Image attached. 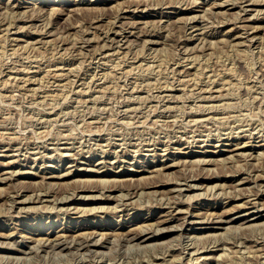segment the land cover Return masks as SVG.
<instances>
[{
    "label": "rangeland",
    "instance_id": "374dc122",
    "mask_svg": "<svg viewBox=\"0 0 264 264\" xmlns=\"http://www.w3.org/2000/svg\"><path fill=\"white\" fill-rule=\"evenodd\" d=\"M0 1L2 2H0V21L3 20V23H0V177L1 179L3 178L0 180V233H8L9 231H16L17 229L16 232H12L14 234L11 233L9 238L0 236V242L3 239V242L0 243V263L52 264L54 260L57 259V262L55 261L54 264H65L64 262L69 264L71 262L70 258L73 257L72 264H79L82 259L85 262H89L91 260L89 258H92L94 264H99L102 260L101 264H111V261H113L112 264H114L116 262L119 263L121 260L124 261L123 264H264V219H262L263 222L260 221L262 222V226L258 221L257 225L248 228L240 226V228H237L238 232H235V230L226 231L224 228H220L226 225L219 224V219H216L220 216H224L225 218L235 216V225H241L243 224V217L245 215L249 217H252V215L258 217V215L264 212V0H251L253 3L250 2V0H234L235 2H232V0H190L189 2V0H187L188 3L185 0H181L182 2L178 0V3L176 0H147V3L146 0H141V2H145V8L143 7L144 5H141L138 9L134 8V5L128 7V9L125 8V5H128L129 2H135V0ZM7 1L10 2L8 3ZM115 1L120 4L122 3L121 6L117 7L120 4H117ZM219 1L221 2V7L218 4ZM10 3H13V5ZM15 4L16 6H14ZM36 4L37 6L40 5V7H37ZM31 7L39 9H35V11L34 8ZM131 7H133L134 11L130 9ZM57 8L59 13L55 14L54 11ZM242 9L245 10L243 11ZM14 10L15 12H13ZM81 10L83 11L81 12ZM116 10H118V12ZM62 11L64 12L62 13ZM43 12L47 14L45 13L44 15ZM24 14H26V16ZM86 14L87 16L85 17ZM195 14L199 15H196L197 18L194 17V19L192 16ZM236 15L239 17H236ZM247 16L249 20H246ZM9 17L10 19H8ZM114 17L115 19H113ZM78 18H80V20ZM234 18H236L237 21H235ZM231 19H233L232 22H230ZM147 20L148 23L146 22ZM177 21H179V23H177ZM245 21L248 23H245ZM6 22L11 24L9 25ZM241 22L246 25L240 24ZM31 23L33 25H31ZM35 23H37V25ZM130 23H132V26ZM111 24L112 27H110ZM145 24L148 27L145 26ZM162 24L165 26H161ZM239 24L242 25V27H240ZM37 27L39 28L36 31ZM98 28L100 30H98ZM106 28L108 29L106 30ZM165 28L167 29L165 30ZM39 29H41L40 31L42 32H40ZM59 29H61V31ZM83 29L86 30V33ZM113 31H117L118 34H113ZM145 31L150 32V34H143ZM153 32L156 33L154 34ZM60 35L61 37L59 38ZM107 35L108 37H105ZM99 36L101 38H99ZM54 38H56V40ZM112 38L114 39L112 40ZM153 38L154 40H151ZM160 38L164 39L161 40ZM173 39L176 41V44ZM133 40L135 42H133ZM142 40L146 42L143 43ZM148 40L149 42H147ZM117 43H119L118 46ZM104 44L108 46H104ZM185 45L186 47H184ZM192 46L194 47L192 48ZM175 60L178 61L175 62ZM75 67L77 69L80 67V70H74ZM150 70H153V72ZM163 71H165V73ZM58 72L60 75L57 74ZM69 82H71V84ZM167 85L169 87H166ZM159 86L161 87L159 88ZM65 95L67 100H64ZM15 145L18 146L16 147ZM232 151L235 154H232ZM227 153L229 158L226 157ZM230 153L232 154L231 156ZM121 158L124 159L122 160ZM214 159L217 160V162ZM208 160L209 164L207 163ZM243 160H246L245 163ZM106 161L107 163H105ZM183 161L185 163H183ZM171 162H175V165L164 168L167 163V165H169ZM247 163L249 165H246ZM251 165H253V167ZM223 166L225 168H223ZM239 166L243 167L240 168ZM183 167L186 168L184 169ZM250 167L252 168L250 169ZM209 169L211 171H209ZM226 171L231 174L224 175ZM255 171L258 173L254 174ZM165 172H167L166 175ZM60 173L62 176H60ZM259 173L262 178L258 176ZM215 175L220 177H213ZM144 176H146V178ZM207 176H211L212 178L205 180ZM245 176L248 177L246 179L249 181L241 180L242 182L237 184V179L240 180V178ZM164 177H167L166 179L169 180L167 181ZM183 177H186L189 180L188 182H195L197 184L194 185L195 187L193 186L194 189L185 187V182L181 179ZM110 178H114L115 180H111ZM132 178L136 179L132 180ZM142 178L145 181L149 179L153 180L154 178H163L162 180L168 182L167 187H160L159 190L154 193L152 192L155 190L153 187L142 188L137 191L136 194L138 196L135 195V198H132L133 200L131 199L133 195H125V197H122L123 199L121 202L119 201V204V199L117 198L121 197L120 195L128 191L130 192L132 189L137 190L141 188V185L145 183ZM116 179L118 181H116ZM91 180L92 182H90ZM99 180H102V182ZM68 181L70 183H68ZM75 181L78 182L76 183ZM172 181H180L181 184L179 186H181L182 189L176 187L171 191L169 188L174 186V182ZM256 181H258L260 185ZM201 183L205 184L207 188ZM91 184H98L101 187L105 185V194L109 192L106 191V186H109L108 184H114L117 186V189L120 190L112 192L111 194L115 197L107 198V200H103L101 196H96L95 198L84 197L80 198V200L79 196H73L67 197L65 200L63 199L65 204L59 202L55 204L50 201L53 199L52 196H54V193L56 195L60 194V196H62V194L63 196H67L68 194V196H70L72 194L71 190L73 191L76 186ZM232 184L234 186L230 187ZM240 186H243V190ZM211 187H215V190ZM149 188L152 190H149ZM252 189L253 192L255 193L256 191L258 195H252L253 197L251 196V198L249 197L250 201H252L246 203L245 207L237 206L242 200L241 197L244 195H239L240 198H237L238 200L229 202V195L235 193L239 194L245 191L248 192L245 194H253ZM14 191L19 192V195L15 197L17 198L16 200H20L26 194H30V192L33 194H35V192H44L43 194H39L45 199L41 198L42 201L40 202H17L15 203L16 205L12 206L7 196L9 194L14 195ZM195 191L196 193L200 191V194H197V196L193 195ZM215 191L218 192L216 193ZM140 194L142 195L140 196ZM20 195L23 196L21 197ZM143 195L145 197H143ZM190 195H192V197ZM189 196L190 198H188ZM116 199L117 201L114 202ZM178 199L179 202H177ZM183 199L188 200L184 201ZM129 200L131 202H129ZM168 200L177 202L184 208V212L178 214L181 219L174 220V224L177 223L176 221L178 220V222L182 221L183 216L186 215L185 211H191L193 214L195 211V213L198 212L199 215L201 212H214L210 217H206V219L204 217L206 215L197 217L193 214H187L183 224V227H185L180 230L183 233L182 235H184L181 237V240L177 239L179 230L158 231V233H166L167 235L170 234L171 236H175V240L166 244V247L168 246L169 249L166 247H163L159 251L158 249L154 251V249L148 250L143 247L140 249L141 247L138 248L133 242L124 238L128 236V234L135 232V229L128 231L135 225H123L128 221H132L133 218L135 219L138 217L136 220L138 222H141V219L151 218L149 221L153 219L152 222H154L156 219H159V217H166L164 214L167 212L168 208L165 209L166 205L164 204ZM45 202L47 203L45 204ZM66 202L71 203L68 205ZM123 202L126 204L123 205ZM252 202H254L253 205ZM52 203L55 204V207ZM234 203L237 204L235 205ZM97 204L98 206L96 207ZM99 204L102 207L99 206ZM121 204L123 205L122 207H120ZM129 204H131V206ZM254 204L257 207L259 206V208L255 209ZM9 205L11 207H9ZM75 205L77 206L75 207ZM127 205L129 206L127 207ZM24 206L27 208H20ZM95 207L97 210H95ZM207 207L208 210H206ZM62 208H65V210ZM71 208H75L76 210H70ZM244 210H247V214H242ZM84 211L85 213L87 211V213L84 214ZM173 211L175 210H172V213L176 214V211ZM202 217L204 219H201ZM209 219H211L210 222ZM171 223H173V220L168 221L166 224ZM96 224L100 225L101 228ZM82 226H87L91 228V230L96 229L97 232L92 235H94V239H98L99 242L105 239V236L101 239L100 233L107 232V242H105L104 245L101 244V246L96 245L92 247V253L90 250L88 252L84 251V253L83 251L74 249V240L70 241L71 244H69L71 246L70 250L73 249V251L55 248L50 245L48 246L47 243H49V240L44 241L40 239L44 242L43 245H40L38 242L40 240H37L38 238H42L43 235L46 237L48 234L53 235L54 232H61L58 230L64 227L71 229V231L69 230L70 233H77L76 231L82 230L80 229ZM117 230L118 232H116ZM69 231H67L66 234H70ZM88 231L90 230L88 229ZM186 231H190L194 235L197 233L196 236L198 235L200 238L196 240L195 238H192L194 240H185L188 238V232ZM146 232L143 233L145 234ZM203 232H206L205 235L207 234L208 236L213 232L216 234L218 233L217 236H219V233H222L221 236L224 240L220 238L221 240L219 239V241H217L219 246L216 247V244H218L216 241L212 242L211 245V242L206 243L205 240L202 239L201 235H204ZM24 234L27 236L23 237ZM99 234L100 236H98ZM207 235L205 236L206 238H208ZM247 235L250 238H247ZM28 236L30 237L27 238ZM229 238L231 240H229ZM6 239H9L7 240L8 242ZM68 239L70 240V237ZM165 239H167V237ZM110 241L112 242L109 243ZM165 241L167 240H164V242ZM176 241H178V244ZM99 242L97 244H99ZM26 244H33L34 247L29 245V247L33 249L28 248ZM202 244L204 246H209L208 248L199 250L198 248ZM210 246L211 248H209ZM250 246L252 248H250ZM255 246L259 248H255ZM3 247H10L13 251L12 249L5 250ZM46 248L48 249L46 250ZM14 249H21V251L19 252ZM124 249H126L125 252ZM166 249L169 253L166 252ZM49 250L51 253L53 252L54 256L48 252ZM65 251H67L68 254ZM164 251L166 252V256ZM64 252L65 255H62ZM127 252H131L133 255ZM151 252L156 253H153V255ZM162 252L163 255H161ZM108 253L111 254L107 256ZM85 254L87 258H84V256H86ZM9 255L12 260L14 258L13 261L9 259ZM156 255H158V258ZM210 255L214 256V260L213 258L211 259ZM18 256H22L23 258L21 259V257L19 258ZM28 257L32 260H28ZM68 259L69 262H67ZM22 260L23 262H20ZM204 260L207 262L204 263ZM215 261L217 262L215 263Z\"/></svg>",
    "mask_w": 264,
    "mask_h": 264
},
{
    "label": "bare ground",
    "instance_id": "6f19581e",
    "mask_svg": "<svg viewBox=\"0 0 264 264\" xmlns=\"http://www.w3.org/2000/svg\"><path fill=\"white\" fill-rule=\"evenodd\" d=\"M76 1H77V0H76ZM76 1H75V2H76ZM119 1H120V0H119ZM122 1H125V0H122ZM129 1H130V0H129ZM150 1H152V0H150ZM180 1H181V0H180ZM185 1L187 2V0H185ZM194 1H195V0H194ZM204 1H205V0H204ZM212 1H213V0H212ZM216 1H217V0H216ZM223 1H226V0H223ZM228 1H229V0H228ZM233 1H234V0H232V2H233ZM239 1H242V0H239ZM256 1H258V0H256ZM259 1H260V0H259ZM0 2H1V1H0ZM7 2H8V1H7ZM9 2H10V1H9ZM9 2H8V3H9ZM28 2H29V1H28ZM81 2H82V1H81ZM88 2H89V1H88ZM115 2H116V1H115ZM170 2H171V1H170ZM174 2H175V1H174ZM176 2L178 3L179 1L176 0ZM181 2H182V1H181ZM181 2H180V3H181ZM189 2H190V0H189ZM201 2H203V1H201ZM230 2H231V1H230ZM234 2H235V1H234ZM236 2H237V1H236ZM250 2L253 3V1H251V0H250ZM263 2H264V1H263ZM1 3H2V2H1ZM116 3H117V2H116ZM118 3H119V2H118ZM118 3H117V4H118ZM144 3H145V2H144ZM144 3L141 2V0H140V1H139V0H138V1L135 0V2H129L128 5H125V4H126V3H125L124 5H125V8H127V9H128V7L133 6V5H134V8H137V9H138V7H140L141 5H144ZM146 3H147V0H146ZM151 3H152V2H151ZM151 3H150V4H151ZM154 3H155V1H154ZM183 3H184V2H183ZM187 3H188V2H187ZM195 3H196V2H195ZM211 3H212V2H211ZM259 3H261V2H259ZM10 4H11V3H10ZM119 4H120V3H119ZM121 4H122V3H121ZM121 4L118 5L117 7H120ZM158 4H159V3H158ZM160 4H161V2H160ZM215 4H216V3H215ZM215 4H214V5H215ZM218 4H219V6H220L221 2L219 1ZM254 4H255V3H254ZM1 5H2V4H1ZM11 5H13V3H12ZM19 5H20V4H19ZM28 5H30V4H28ZM75 5H76V4H75ZM82 5H83V4H82ZM82 5H81V6H82ZM186 5H187V4H186ZM211 5H212V4H211ZM232 5H234V4H232ZM238 5H239V4H238ZM240 5H241V4H240ZM7 6H8V5H7ZM14 6H16V4H15ZM22 6H23V5H22ZM25 6H26V5H25ZM36 6H37V4H36ZM43 6H44V5H43ZM62 6H63V5H62ZM72 6H73V5H72ZM76 6H77V5H76ZM86 6H88V5H86ZM148 6H149V5H148ZM37 7H40V5L37 6ZM68 7H69V6H68ZM82 7H83V6H82ZM89 7H90V6H89ZM91 7H93V6H91ZM143 7L145 8V5H144ZM149 7H150V6H149ZM149 7H148V8H149ZM179 7H180V6H179ZM186 7H187V6H186ZM220 7H221V6H220ZM241 7H242V6H241ZM5 8H6V7H5ZM5 8H4V9H5ZM7 8H8V7H7ZM25 8H26V7H25ZM27 8H28V7H27ZM29 8H30V7H29ZM31 8H34V7H31ZM58 8H59V7H58ZM58 8L54 11L55 14H56V13H59V12H58ZM62 8H64V7H62ZM65 8H66V7H65ZM71 8H72V7H71ZM71 8H70V9H71ZM77 8H78V7H77ZM121 8H122V7H121ZM35 9L38 10L39 8H38V9H37V8H34V10H35ZM40 9H41V8H40ZM52 9H53V8H52ZM60 9H61V7H60ZM66 9H67V8H66ZM73 9H74V8H73ZM79 9H80V7H79ZM81 9H82V8H81ZM84 9H85V6H84ZM116 9H118V8H116ZM130 9H132V11H134L133 7H131ZM189 9H190V8H189ZM10 10H12V9H10ZM25 10H26V9H25ZM36 10H35V11H36ZM42 10H43V9H42ZM68 10H69V9H68ZM74 10H75V9H74ZM93 10H94V9H93ZM118 10H119V9H118ZM118 10H116V11L118 12ZM143 10H145V9H143ZM143 10H142V11H143ZM146 10H147V9H146ZM225 10H226V9H225ZM242 10H243V9H242ZM244 10H245V9H244ZM244 10H243V11H244ZM16 11H17V10H16ZM28 11H29V9H28ZM31 11H32V10H31ZM59 11H60V10H59ZM82 11H83V10H81V12H82ZM84 11H85V10H84ZM91 11H92V10H91ZM91 11H90V12H91ZM119 11H121V10H119ZM139 11H140V10H139ZM139 11H138V12H139ZM190 11H191V10H190ZM254 11H255V10H254ZM259 11H260V10H259ZM8 12H9V11H8ZM13 12H15V10H14ZM17 12H18V11H17ZM25 12H26V11H25ZM40 12H41V11H40ZM48 12H49V11H48ZM63 12H64V11H62V13H63ZM79 12H80V10H79ZM99 12H100V11H99ZM209 12H210V11H209ZM221 12H222V11H221ZM235 12H237V11H235ZM263 12H264V11H263ZM6 13H7V12H6ZM20 13H21V12H20ZM20 13H19V14H20ZM43 13H44V12H43ZM45 13H46V12H45ZM45 13H44V15H45ZM60 13H61V12H60ZM75 13H76V11H75ZM88 13H89V10H88ZM88 13H87V14H88ZM136 13H137V12H136ZM205 13H206V12H205ZM207 13H208V12H207ZM210 13H211V12H210ZM219 13H220V11H219ZM222 13H223V12H222ZM4 14H5V13H4ZM12 14H13V13H12ZM26 14H27V13H26ZM26 14H24V15L26 16ZM38 14H39V13H38ZM46 14H47V13H46ZM48 14H51V13H48ZM84 14H85V13H84ZM87 14L85 15V17L87 16ZM95 14H96V13H95ZM95 14H94V15H95ZM101 14H102V12H101ZM158 14H159V13H158ZM223 14H224V13H223ZM231 14H232V13H231ZM13 15H14V14H13ZM35 15H37V14H35ZM69 15H70V14H69ZM74 15H76V14H74ZM79 15H80V14H79ZM89 15H90V13H89ZM116 15H117V14H116ZM125 15H126V14H125ZM196 15H199V14H195V15L192 16V17L194 18V17H196ZM22 16H23V15H22ZM27 16H28V15H27ZM40 16H42V15H40ZM49 16H50V15H49ZM51 16H52V15H51ZM66 16H67V14H66ZM81 16H83V15H81ZM99 16H100V15H99ZM122 16H123V15H122ZM127 16H128V15H127ZM146 16H147V15H146ZM190 16H191V14H190ZM204 16H205V15H204ZM207 16H208V15H207ZM248 16H249V15H248ZM248 16L246 17V20H249ZM6 17H7V15H6ZM10 17H11V15H10ZM10 17H9L8 19H10ZM15 17H16V15H15ZM31 17H32V16H31ZM34 17H35V16H34ZM46 17H47V16H46ZM55 17H56V16H55ZM62 17H63V16H62ZM76 17H77V16H76ZM85 17H83V18H85ZM89 17H91V16H89ZM89 17H88V18H89ZM96 17H97V16H96ZM96 17H94V18H96ZM192 17H191V18H192ZM208 17H209V16H208ZM236 17H239V16L236 15ZM240 17H241V16H240ZM243 17H244V16H243ZM13 18H14V17H13ZM26 18H27V17H26ZM35 18H36V17H35ZM48 18H49V17H48ZM71 18H72V17H71ZM88 18H87V20H88ZM98 18H99V17H98ZM141 18H142V17H141ZM193 18H192V19H193ZM196 18H197V17H196ZM250 18H251V17H250ZM256 18H257V17H256ZM259 18H260V17H259ZM261 18H262V17H261ZM6 19H7V18H6ZM11 19H12V18H11ZM78 19L80 20V18H78ZM113 19H115V17H114ZM179 19H180V18H179ZM181 19H182V17H181ZM194 19H195V18H194ZM234 19H235V21H237L236 18H234ZM239 19H240V18H239ZM239 19H238V20H239ZM1 20H2V19H1ZM83 20H84V19H83ZM117 20H118V19H117ZM156 20H157V19H156ZM160 20H161V19H160ZM176 20H178V19H176ZM184 20H185V19H184ZM187 20H188V17H187ZM187 20H186V21H187ZM189 20H191V19H189ZM232 20H233V19H231L230 22H232ZM240 20H241V19H240ZM244 20H245V19H244ZM2 21H3V20H2ZM2 21H0V23H1ZM5 21H6V20H5ZM9 21H10V20H9ZM31 21H32V20H31ZM71 21H72V19H71ZM89 21H91V20H89ZM111 21H112V20H111ZM121 21H122V20H121ZM123 21H124V20H123ZM138 21H140V20H138ZM167 21H168V20H167ZM167 21H166V22H167ZM223 21H224V20H223ZM228 21H229V20H228ZM44 22H45V21H44ZM50 22H51V21H50ZM68 22H69V20H68ZM81 22H82V20H81ZM81 22H80V23H81ZM92 22H93V21H92ZM92 22H91V23H92ZM113 22H114V21H113ZM113 22H112V24H113ZM130 22H131V21H130ZM134 22H135V21H134ZM146 22L148 23V20H147ZM151 22H152V21H151ZM151 22H150V23H151ZM172 22H173V21H172ZM187 22H190V21H187ZM218 22H219V21H218ZM224 22H225V21H224ZM2 23H3V22H2ZM6 23H8L9 25L11 24V23H9V22H6ZM6 23H5V24H6ZM42 23H43V22H42ZM47 23H49V22H47ZM73 23H74V21H73ZM78 23H79V22H78ZM83 23H84V22H83ZM87 23H88V21H87ZM118 23H119V22H118ZM120 23H121V22H120ZM126 23H127V22H126ZM128 23H129V22H128ZM136 23H137V22H136ZM154 23H155V22H154ZM177 23H179V21H177ZM200 23H201V22H200ZM225 23H226V22H225ZM227 23H228V22H227ZM245 23H248V22L245 21ZM5 24H4V25H5ZM8 24H7V26H8ZM35 24L37 25V23H35ZM67 24H68V23H67ZM69 24H70V23H69ZM89 24H90V23H89ZM107 24H108V23H107ZM112 24H111V26H110V25H109V26L112 27ZM124 24H125V23H124ZM131 24H132V23H130V25H131ZM151 24H152V23H151ZM163 24H164V23H163ZM163 24H162L161 26H163ZM167 24H168V23H167ZM189 24H191V23H189ZM240 24H243V23L241 22ZM240 24H239V25H240ZM31 25H33V24L31 23ZM82 25H84V24H82ZM93 25H95V24H93ZM99 25H100V24H99ZM121 25H122V23H121ZM135 25H136V24H135ZM143 25H144V23H143ZM157 25H158V24H157ZM176 25H177V24H176ZM182 25H183V24H182ZM223 25H224V24H223ZM243 25H246V24H243ZM66 26H67V25H66ZM84 26H85V25H84ZM96 26H98V25H96ZM119 26H120V25H119ZM119 26H118V27H119ZM128 26H129V24H128ZM131 26H132V25H131ZM133 26H134V23H133ZM145 26H147V25L145 24ZM164 26H165V25H164ZM164 26H163V27H164ZM236 26H237V25H236ZM248 26H250V25H248ZM19 27H20V26H19ZM34 27H36V26H34ZM40 27H41V26H40ZM43 27H44V24H43ZM43 27H42V28H43ZM45 27H46V26H45ZM63 27H64V26H63ZM73 27H74V26H73ZM94 27H95V26H94ZM125 27H127V26H125ZM134 27H135V26H134ZM136 27H137V26H136ZM141 27H142V26H141ZM147 27H148V26H147ZM152 27H154V26H152ZM158 27H159V26H158ZM193 27H194V26H193ZM195 27H196V26H195ZM238 27H239V26H238ZM240 27H242V25H240ZM38 28H39V27H37L36 31L38 30ZM65 28H66V27H65ZM83 28H84V27H83ZM100 28H101V27H100ZM108 28H109V27H108ZM108 28H106V30H107ZM115 28H116V27H115ZM123 28H124V27H123ZM128 28H129V27H128ZM149 28H150V27H149ZM159 28H160V27H159ZM231 28H232V26H231ZM246 28H247V26H246ZM6 29H7V28H6ZM66 29H67V28H66ZM86 29H87V28H86ZM104 29H105V28H104ZM111 29H112V28H111ZM134 29H135V28H134ZM146 29H147V28H146ZM151 29H152V28H151ZM155 29H156V28H155ZM155 29H154V30H155ZM166 29H167V28H165V30H166ZM238 29H239V28H238ZM243 29H244V27H243ZM40 30H41V29H39V31H40ZM42 30H44V29H42ZM59 30L61 31V29H59ZM62 30H64V29H62ZM88 30H89V28H88ZM98 30H100V29L98 28ZM116 30H117V29H116ZM120 30H122V29H120ZM144 30H145V28H144ZM154 30H153V31H154ZM28 31H29V30H28ZM46 31H47V30H46ZM48 31H50V30H48ZM83 31H85V33H86V30L83 29ZM96 31H97V30H96ZM118 31H119V30H118ZM125 31H126V30H125ZM158 31H159V30H158ZM228 31H229V28H228ZM234 31H235V30H234ZM31 32H32V31H31ZM40 32H42V31H40ZM64 32H65V31H64ZM94 32H95V31H94ZM119 32H120V31H119ZM133 32H134V31H133ZM167 32H169V31H167ZM167 32H166V33H167ZM25 33H26V32H25ZM106 33H107V32H106ZM153 33H154V32H153ZM155 33H156V32H155ZM155 33H154V34H155ZM232 33H233V32H232ZM31 34H32V33H31ZM35 34H37V33H35ZM48 34H49V33H48ZM52 34H53V33H52ZM62 34H63V33H62ZM82 34H83V33H82ZM113 34H118V32H117V31H113ZM122 34H123V33H122ZM127 34H128V33H127ZM130 34H131V31H130ZM143 34L149 35L150 32H146V31H145V32H143ZM158 34H159V33H158ZM171 34H172V33H171ZM207 34H208V33H207ZM214 34H215V33H214ZM226 34H227V33H226ZM37 35H38V34H37ZM40 35H42V34H40ZM94 35H95V33H94ZM99 35H102V34H99ZM137 35H138V34H137ZM159 35H160V34H159ZM162 35H163V34H162ZM164 35H165V33H164ZM167 35H168V34H167ZM172 35H173V34H172ZM236 35H237V34H236ZM56 36H57V35H56ZM95 36H96V35H95ZM124 36H126V35H124ZM154 36H155V35H154ZM204 36H205V35H204ZM60 37H61V35L59 36V38H60ZM62 37H63V35H62ZM64 37H65V36H64ZM97 37H98V35H97ZM105 37H108V35L105 36ZM139 37H140V36H139ZM167 37H168V36H167ZM182 37H184V36H182ZM255 37H256V36H255ZM56 38H57V37H56ZM56 38H54V39L56 40ZM99 38H101V37L99 36ZM110 38H111V37H110ZM115 38H118V37H115ZM123 38H124V37H123ZM134 38H135V37H134ZM134 38H132V39H134ZM137 38H138V37H137ZM164 38H166V37H164ZM164 38H163V39H164ZM180 38H181V37H180ZM198 38H199V37H198ZM200 38H201V37H200ZM251 38H252V37H251ZM65 39H66V37H65ZM106 39H107V38H106ZM113 39H114V38H112V40H113ZM118 39H119V38H118ZM124 39H125V38H124ZM142 39H143V37H142ZM144 39H145V37H144ZM147 39H149V38H147ZM147 39H146V40H147ZM160 39H161V38H160ZM163 39H161V40H163ZM169 39H170V38H169ZM174 39H177V38H174ZM174 39H173V40H174ZM187 39H188V37H187ZM202 39H203V38H202ZM252 39H253V38H252ZM57 40H58V39H57ZM86 40H87V39H86ZM88 40H89V39H88ZM109 40H110V39H109ZM112 40H111V41H112ZM115 40H116V39H115ZM115 40H114V44H115ZM137 40H138V39H137ZM151 40H154V38L151 39ZM181 40H182V39H181ZM225 40H226V39H225ZM53 41H54V40H53ZM63 41H64V40H63ZM66 41H67V40H66ZM84 41H85V39H84ZM106 41H107V40H106ZM120 41H122V40H120ZM120 41H119V43H120ZM124 41H125V40H124ZM144 41H145V40H144ZM156 41H157V40H156ZM158 41H160V40H158ZM170 41H171V40H170ZM174 41H175V40H174ZM177 41H178V40H177ZM202 41H203V40H202ZM59 42H60V41H59ZM64 42H65V41H64ZM130 42H132V41H130ZM130 42H129V43H130ZM133 42H135V41L133 40ZM133 42H132V43H133ZM142 42H143V40H142ZM142 42H141V44H142ZM145 42H146V41H145ZM145 42H143V43H145ZM147 42H149V40H148ZM152 42H154V41H152ZM185 42H186V41H185ZM204 42H205V41H204ZM211 42H212V41H211ZM53 43H54V42H53ZM99 43H100V42H99ZM102 43H103V42H102ZM104 43H105V42H104ZM108 43H109V42H108ZM112 43H113V42H112ZM112 43H111V44H112ZM119 43H117V46H118ZM156 43H157V42H156ZM167 43H168V42H167ZM170 43H171V42H170ZM170 43H169V44H170ZM183 43H184V42H183ZM205 43H206V42H205ZM56 44H57V43H56ZM63 44H64V43H63ZM66 44H67V43H66ZM95 44H97V43H95ZM136 44H137V43H136ZM162 44H163V43H162ZM162 44H161V45H162ZM175 44H176V41H175ZM184 44H185V43H184ZM184 44H183V45H184ZM210 44H211V43H210ZM67 45H68V44H67ZM105 45H107V44H104V46H105ZM142 45H143V44H142ZM164 45H165V44H164ZM179 45H180V44H179ZM201 45H202V44H201ZM21 46H22V45H21ZM56 46H58V45H56ZM102 46H103V44H102ZM107 46H108V45H107ZM140 46H141V45H140ZM143 46H144V45H143ZM143 46H141V47H143ZM198 46H199V45H198ZM198 46H197V47H198ZM206 46H207V45H206ZM208 46H209V45H208ZM66 47H67V46H66ZM68 47H69V46H68ZM70 47H72V46H70ZM75 47H76V46H75ZM100 47H101V46H100ZM109 47H110V46H109ZM109 47H108V48H109ZM149 47H150V46H149ZM152 47H153V46H152ZM155 47H156V46H155ZM174 47H175V46H174ZM179 47H180V46H179ZM184 47H186V45H185ZM193 47H194V46H192V48H193ZM76 48H77V47H76ZM80 48H81V46H80ZM105 48H106V47H105ZM157 48H158V47H157ZM199 48H201V47H199ZM203 48H204V47H203ZM208 48H209V47H208ZM68 49H69V48H68ZM68 49H67V50H68ZM74 49H75V48H74ZM74 49H73V51H74ZM155 49H156V48H155ZM187 49H188V48H187ZM189 49H190V48H189ZM197 49H198V48H197ZM204 49H205V48H204ZM185 50H186V49H185ZM200 50H201V49H200ZM78 51H79V50H78ZM78 51H77V52H78ZM193 51H194V49H193ZM15 52H16V51H15ZM69 52H70V51H69ZM71 52H72V51H71ZM81 52H82V51H81ZM81 52H80V53H81ZM194 52H195V51H194ZM13 53H14V52H13ZM137 53H138V52H137ZM200 53H201V52H200ZM182 57H183V56H182ZM182 57H181V58H182ZM72 58H73V57H72ZM187 58H188V57H187ZM174 59H175V58H174ZM176 61H178V60H175V62H176ZM167 64H168V63H167ZM199 64H200V63H199ZM197 65H198V64H197ZM201 65H202V64H201ZM239 65H240V64H239ZM147 66H148V65H147ZM147 66H146V67H147ZM183 66H184V65H183ZM207 66H208V65H207ZM62 67H63V66H62ZM162 67H163V66H162ZM169 67H170V66H169ZM164 68H165V66H164ZM183 68H184V67H183ZM186 68H187V67H186ZM198 68H199V67H198ZM198 68H197V69H198ZM202 68H203V67H202ZM204 68H205V67H204ZM75 69H77V68L75 67L74 70H75ZM143 69H144V68H143ZM172 69H173V68H172ZM181 69H182V67H181ZM192 69H193V68H192ZM200 69H201V68H200ZM71 70H72V69H71ZM78 70H80V67H79V69H77V71H78ZM129 70H131V69H129ZM144 70H145V69H144ZM153 70H154V69H153ZM153 70H150V71L153 72ZM163 70H164V69H163ZM170 70H171V69H170ZM150 71H149V72H150ZM179 71H180V68H179ZM202 71H203V70H202ZM202 71H201V72H202ZM163 72L165 73V71H163ZM176 72H177V69H176ZM183 72H184V71H183ZM201 72H200V74H201ZM49 73H50V72H49ZM55 73H56V71H55ZM168 73H169V72H168ZM184 73H185V72H184ZM184 73H183V74H184ZM263 73H264V72H263ZM57 74L60 75L59 72H58ZM64 74H65V73H64ZM92 74H93V73H92ZM189 74H190V73H189ZM198 74H199V73H198ZM202 74H203V72H202ZM54 75H55V74H54ZM74 75H75V74H74ZM93 75H94V74H93ZM164 75H166V74H164ZM196 75H197V73H196ZM61 76H62V75H61ZM172 76H173V75H172ZM197 77H199V76H197ZM153 78H154V77H153ZM166 78H167V77H166ZM195 78H196V77H195ZM189 79H190V78H189ZM198 79H199V78H198ZM57 80H58V79H57ZM196 80H197V79H196ZM199 80H200V79H199ZM199 80H198V81H199ZM47 81H48V80H47ZM163 81H165V80H163ZM187 82H188V81H187ZM69 83L71 84V82H69ZM162 83H163V82H162ZM166 83H167V82H166ZM195 83H197V82H195ZM236 83H237V82H236ZM169 84H170V83H169ZM169 84H168V85H169ZM155 85H157V84H155ZM168 85H167L166 87H169ZM171 85H173V84H171ZM191 85H193V84H191ZM162 86H163V85H162ZM155 87H156V86H155ZM160 87H161V86H159V88H160ZM164 87H165V86H164ZM206 87H207V86H206ZM162 88H163V87H162ZM164 89H165V88H164ZM167 89H170V88H167ZM202 89H203V88H202ZM204 89H205V88H204ZM205 90H206V89H205ZM208 90H209V89H208ZM210 90H211V89H210ZM55 95H56V94H55ZM169 95H170V94H169ZM171 95H172V94H171ZM200 95H201V94H200ZM200 95H199V96H200ZM219 95H220V94H219ZM155 96H156V95H155ZM197 96H198V95H197ZM202 96H203V95H202ZM202 96H201V97H202ZM216 96H218V95H216ZM220 96H221V95H220ZM64 97H65L64 100H67V99H66V95H65ZM158 97H159V96H158ZM170 97H171V96H170ZM172 97H173V96H172ZM204 97H205V95H204ZM164 98H165V97H164ZM177 98H178V97H177ZM210 98H211V97H210ZM261 98H262V97H261ZM51 99H52V98H51ZM161 99H162V98H161ZM162 100H163V99H162ZM261 100H262V99H261ZM259 101H260V100H259ZM262 102H263V101H262ZM262 102H261V103H262ZM263 103H264V102H263ZM258 105H259V104H258ZM262 105H263V104H262ZM198 106H199V105H198ZM202 106H203V105H202ZM208 106H209V105H208ZM196 107H197V106H196ZM199 107H200V106H199ZM199 107H198V108H199ZM211 107H212V105H211ZM214 107H215V106H214ZM233 107H234V106H233ZM204 108H205V107H204ZM196 110H198V109H196ZM195 112H196V111H195ZM192 113H194V112H192ZM229 132H230V131H229ZM229 134H230V133H229ZM241 136H242V135H241ZM237 137H238V136H237ZM246 137H247V136H246ZM255 137H256V136H255ZM238 138H239V137H238ZM200 140H201V139H200ZM7 142H8V141H7ZM12 142H13V140H12ZM16 142H17V141H16ZM16 142H15V143H16ZM8 144H9V143H8ZM215 145H217V144H215ZM15 146H16V145H15ZM17 146H18V145H17ZM17 146H16V147H17ZM237 146H239V145H237ZM235 147H236V146H235ZM8 149H9V147H8ZM149 149H150V148H149ZM233 149H234V148H233ZM233 149H230V150H233ZM227 150H228V149H227ZM103 151H104V150H103ZM110 152H111V151H110ZM256 152H257V151H256ZM155 153H156V152H155ZM237 153H238V152H237ZM244 153H245V152H244ZM74 154H75V153H74ZM76 154H77V153H76ZM162 154H163V153H162ZM232 154H235V153H233V151H232ZM232 154L230 153V156H231ZM256 154H259V153H256ZM256 154H255V155H256ZM261 154H262V153H261ZM261 154H260V155H261ZM117 155H118V154H117ZM152 155H153V154H152ZM236 155H237V154H236ZM223 156H224V155H223ZM225 156H226V155H225ZM244 156H245V155H244ZM246 156H247V155H246ZM72 157H73V156H72ZM226 157L229 158L228 153H227V156H226ZM258 157H259V156H258ZM258 157H257V159H258ZM50 158H51V157H50ZM221 158H222V157H221ZM233 158H234V157H233ZM233 158H232V159H233ZM105 159H106V158H105ZM110 159H111V158H110ZM114 159H115V158H114ZM118 159H119V158H118ZM121 159H122V158H121ZM123 159H124V158H123ZM123 159H122V160H123ZM201 159H202V158H201ZM216 159H217V158H216ZM218 159H219V158H218ZM223 159H224V158H223ZM245 159H247V158H245ZM252 159H253V158H252ZM71 160H72V159H71ZM101 160H102V159H101ZM119 160H120V159H119ZM192 160H193V159H192ZM209 160H213V159H209ZM209 160L207 161V163L209 162ZM214 160H215V159H214ZM226 160H227V159H226ZM236 160H237V159H236ZM240 160H241V159H240ZM89 161H90V160H89ZM177 161H179V160H177ZM177 161H176V163H177ZM180 161H181V160H180ZM205 161H206V160H205ZM215 161L217 162V160H215ZM222 161H224V160H222ZM234 161H235V160H234ZM241 161H242V160H241ZM243 161H244V160H243ZM245 161H246V160H245ZM245 161H244V163H245ZM260 161H261V160H260ZM263 161H264V160H263ZM93 162H94V160H93ZM93 162H92V163H93ZM110 162H112V161H110ZM185 162H186V160H185ZM185 162L183 161V163H185ZM199 162H200V160H199ZM230 162H231V161H230ZM252 162H253V161H252ZM257 162H258V161H257ZM261 162H262V161H261ZM105 163H107V161H106ZM118 163H119V162H118ZM139 163H140V162H139ZM174 163H175V162H174ZM174 163L171 162V164H169V165H167V164H168V163H167L166 166H164V168H165V167L173 166V165H175ZM178 163H180V162H178ZM189 163H190V161H189ZM200 163H201V162H200ZM200 163H199V164H200ZM202 163H203V162H202ZM205 163H206V162H205ZM210 163H211V162H210ZM224 163H225V162H224ZM241 163H242V162H241ZM10 164H11V163H10ZM191 164H192V163H191ZM196 164H197V163H196ZM203 164H204V163H203ZM208 164H209V163H208ZM214 164H215V163H214ZM214 164H213V165H214ZM222 164H223V162H222ZM222 164H221V165H222ZM226 164H227V163H226ZM238 164H239V163H238ZM242 164H243V163H242ZM252 164H253V163H252ZM262 164H263V163H262ZM7 165H8V164H7ZM92 165H93V164H92ZM182 165H183V164H182ZM233 165H234V164H233ZM235 165H236V164H235ZM246 165H249V164L247 163ZM256 165H257V163H256ZM225 166H227V165H225ZM230 166H231V165H230ZM251 166L253 167V165H251ZM260 166H261V165H260ZM260 166H259V167H260ZM199 167H200V166H199ZM201 167H202V166H201ZM239 167H240V166H239ZM239 167H238V168H239ZM242 167H243V166H242ZM242 167H240V168H242ZM252 167H250V169H251ZM263 167H264V166H263ZM160 168H161V167H160ZM160 168H159V169H160ZM183 168L185 169L186 167H183ZM183 168H182V170H183ZM217 168H218V167H217ZM223 168H225V167L223 166ZM247 168H248V167H247ZM247 168H246V169H247ZM254 168H255V167H254ZM153 169H154V168H153ZM155 169H156V168H155ZM206 169H207V167H206ZM210 169H211V168H210ZM210 169H209V171H211ZM219 169H220V168H219ZM258 169H259V168H258ZM161 170H162V169H161ZM161 170H160V171H161ZM204 170H205V169H204ZM212 170H213V169H212ZM217 170H218V169H217ZM221 170H222V169H221ZM227 170H228V168H227ZM229 170H230V168H229ZM238 170H239V169H238ZM67 171H68V170H67ZM67 171H66V172H67ZM215 171H216V170H215ZM219 171H220V170H219ZM230 171H231V170H230ZM239 171H240V170H239ZM247 171H248V170H247ZM252 171H253V170H252ZM258 171H259V170H258ZM263 171H264V170H263ZM263 171H262V172H263ZM66 172H65V173H66ZM154 172H155V170H154ZM162 172H163V170H162ZM162 172H161V173H162ZM169 172H170V171H169ZM183 172H184V171H183ZM194 172H195V171H194ZM194 172H193V173H194ZM262 172H261V174H262ZM152 173H153V172H152ZM166 173H167V172H165V175H166ZM171 173H172V172H171ZM171 173H170V175H171ZM215 173H216V172H215ZM215 173H214V174H215ZM224 173H225V172H224ZM229 173H230V172H229ZM229 173H227V171H226V173H225L224 175L229 174ZM232 173H233V172H232ZM245 173H246V172H245ZM252 173H253V172H252ZM257 173H258V172H257ZM257 173H256V171H255L254 174H257ZM63 174H64V172H63ZM162 174H163V173H162ZM172 174H173V173H172ZM181 174H182V173H181ZM200 174H201V173H200ZM207 174H208V173H207ZM207 174H206V175H207ZM217 174H219V173H217ZM230 174H231V173H230ZM249 174H250V173H249ZM261 174L259 173L258 176H260ZM58 175H59V174H58ZM65 175H66V174H65ZM142 175H143V174H142ZM142 175H141V176H142ZM150 175H151V174H150ZM156 175H157V174H156ZM186 175H187V174H186ZM203 175H204V174H203ZM212 175H213V174H212ZM237 175H238V174H237ZM263 175H264V174H263ZM55 176H57V175H55ZM60 176H62L61 173H60ZM63 176H64V175H63ZM141 176H140V177H141ZM180 176H181V175H180ZM180 176H179V177H180ZM190 176H191V173H190ZM190 176H189V177H190ZM230 176H231V175H230ZM243 176H244V175H243ZM247 176H248V175H247ZM254 176H255V175H254ZM254 176H253V177H254ZM144 177L146 178V176H144ZM147 177H148V175H147ZM150 177H151V176H150ZM162 177H163V176H162ZM175 177H176V176H175ZM192 177H193V175H192ZM197 177H198V176H197ZM213 177H220V176H216V175H215V176H213ZM256 177H257V176H256ZM260 177L262 178V176H260ZM164 178H165V177H164ZM166 178H167V177H166ZM166 178H165V179H166ZM210 178H212V177H211V176H207V177L205 178V180H206V179H210ZM238 178H239V177H238ZM246 178H248V177L245 176V177L240 178V180L237 179V181H238L237 184L240 183V182H242L243 180L249 181V180H247ZM2 179H3V178H2ZM2 179H1V177H0V180H2ZM61 179H62V178H61ZM68 179H69V178H68ZM102 179H103V178H102ZM110 179H111V178H110ZM110 179H109V180H110ZM113 179H114V178H112L111 180H113ZM122 179H123V177H122ZM125 179H126V178H125ZM133 179H136V178H132V180H133ZM154 179H155V178H154ZM154 179H153V180L149 179V180H146V181H145V180H143V178H142L143 182L145 181V183H144L143 185H141V188H139V189H137V190L132 189L130 192L128 191V192L124 193L123 195H120L121 197H118V198H117V199H119L118 202H119V201L121 202V200L123 199L122 197H123V196L125 197V195H130V196L133 195V197H131V199H132V198L134 199V198H135L134 196L137 195V194H136L137 191L140 190V189H142V188L144 189V188H148V187H153V188H155V190L152 191V192L154 193V192H157V190H159L160 187H162V188H163V187H167V183H168L167 181H168L169 179H168V180L166 179L167 181L162 180L163 178H161V179H155V180H154ZM174 179H175V178H174ZM179 179H180V178H179ZM181 179L185 182V187L193 188L194 185H197L195 182H188L189 180H188L186 177H183V178H181ZM251 179H252V178H251ZM251 179H250V180H251ZM81 180H83V179H81ZM96 180H97V178H96ZM105 180H106V179H105ZM109 180H108V181H109ZM114 180H115V179H114ZM128 180H129V179H128ZM130 180H131V177H130ZM130 180H129V181H130ZM171 180H173V179H171ZM176 180H177V179H176ZM205 180H204V181H205ZM230 180H231V179H230ZM241 180H242V181H241ZM252 180H255V179H252ZM263 180H264V179H263ZM51 181H52V180H51ZM60 181H61V180H60ZM62 181H63V179H62ZM62 181H61V183H62ZM64 181H66V180H64ZM94 181H95V180H94ZM99 181L102 182V180H99ZM116 181H118V180L116 179ZM116 181H115V182H116ZM121 181H122V180H121ZM183 181H181V182H183ZM217 181H218V180H217ZM217 181H216V182H217ZM75 182H76V181H75ZM75 182H74V184H75ZM77 182H78V181H77ZM77 182H76V183H77ZM90 182H92V180H91ZM103 182H104V181H103ZM105 182H107V181H105ZM112 182H113V181H112ZM137 182H138V181H137ZM137 182H135V183H137ZM172 182H174V186H172V187L170 186L171 188H169V189H170L171 191L174 190L176 187H179L178 189H182V187L179 186V185L181 184L180 181H179V182H178V181H172ZM216 182H215V183H216ZM220 182H221V181H220ZM253 182H254V181H253ZM256 182H258V181H256ZM256 182H255V183H256ZM51 183H52V182H51ZM53 183H54V182H53ZM68 183H70V182L68 181ZM86 183H87V182H86ZM86 183H85V184H86ZM95 183H96V182H95ZM119 183H120V182H119ZM130 183H132V182H130ZM199 183H200V181H199ZM222 183H223V182H222ZM222 183H221V184H222ZM251 183H252V182H251ZM255 183H253V184H255ZM258 183H259V182H258ZM63 184H64V183H63ZM66 184H67V183H66ZM83 184H84V183H83ZM98 184H99V183H98ZM98 184H95V185H92V184H91V185H81V186L78 185V186L75 187V189L72 188L73 191L71 190L72 194H71L70 196H68L69 194H68L67 196H65V195L63 196V194H62V196H60V194H59V195H56V194L54 193V196H52L53 199L50 197V198L52 199V200H50V201H51V202H54L55 204H56V202H59V203L65 204V203L63 202V199L65 200L67 197H73V196H79V200H80V198H84V197L95 198L96 196H101V197H103V200H107V198H114V197H115V196H114L113 194H111V193L114 192L115 190H118V189H117L118 183H117V186L114 185V184H113V185L108 184L109 186H106V189H107L106 191H109L108 194H105V191H104V189H105V185L101 187V186L98 185ZM111 184H112V183H111ZM140 184H141V183H140ZM201 184H202V183H201ZM201 184H200V186H201ZM211 184H212V182H211ZM216 184H218V183H216ZM224 184H225V182H224ZM235 184H236V183H235ZM47 185H48V184H47ZM120 185H121V184H120ZM124 185H125V184H124ZM124 185H123V186H124ZM202 185H205V184H202ZM219 185H220V184H219ZM259 185H260V183H259ZM259 185L257 184L258 187H259ZM58 186H59V185H58ZM61 186H62V185H61ZM61 186H60V187H61ZM71 186H72V185H71ZM73 186H74V185H73ZM125 186H126V185H125ZM132 186H133V185H132ZM137 186H138V185H137ZM210 186H211V185H210ZM213 186H214V185H213ZM216 186H217V185H216ZM223 186H224V185H223ZM227 186H228V185H227ZM232 186H234V185L232 184L230 187H232ZM235 186H237V185H235ZM247 186H248V185H247ZM60 187H59V188H60ZM63 187H65V186H63ZM121 187H122V186H121ZM129 187H130V186H129ZM129 187H128V188H129ZM194 187H195V186H194ZM205 187H206V185H205ZM218 187H219V186H218ZM240 187H241V189H242L243 186H240ZM240 187H239V189H240ZM244 187H245V186H244ZM248 187H249V186H248ZM14 188H15V187H14ZM19 188H20V187H19ZM37 188H38V187H37ZM45 188H46V187H45ZM45 188H44V189H45ZM54 188H55V187H54ZM59 188H58V190H59ZM128 188H127V190H128ZM206 188H207V187H206ZM211 188H213V187H211ZM214 188H215V187H214ZM214 188H213V189H214ZM223 188H225V187H223ZM237 188H238V187H237ZM252 188H253V187H252ZM17 189H18V188H17ZM21 189H22V188H21ZM39 189H40V188H39ZM39 189H38V190H39ZM47 189H48V188H47ZM52 189H53V188H52ZM63 189H64V188H63ZM67 189H68V188H67ZM130 189H131V187H130ZM164 189H165V188H164ZM193 189H194V188H193ZM208 189H209V187H208ZM213 189H211V190H213ZM256 189H257V188H256ZM5 190H6V189H5ZM12 190H13V189H12ZM38 190H37V191H38ZM55 190H56V189H55ZM119 190H120V189H119ZM119 190H118V191H119ZM127 190H126V191H127ZM146 190H147V189H146ZM149 190H152V189L149 188ZM165 190H166V189H165ZM214 190H215V189H214ZM242 190H243V189H242ZM246 190H247V189H246ZM259 190H260V188H259ZM259 190H258V192H259ZM9 191H10V190H9ZM18 191H19V190H18ZM18 191H14V193H15V194L13 193L14 195H10V194H9V195L7 196V198L9 199L8 201H10V204H11L12 206H13V205H16L15 203H17V202H19V203H23V202H26V201H28V202H30V201H31V202H40V201H42L41 198H43V197L40 196V194H41V193H42V194L44 193V192H41V193L39 192V193H40V194H39V193L33 191V192H35V194H33V193L30 192V194H26L25 196L22 195L23 198H21L20 200H16L17 198H15V197L18 196V195H19V192H20V191H19V192H18ZM46 191H47V190H46ZM46 191H45V192H46ZM67 191H68V190H67ZM118 191H117V192H118ZM167 191H168V188H167ZM175 191H176V190H175ZM219 191H220V190H219ZM96 192H97V193H96ZM152 192H151V193H152ZM165 192H166V191H165ZM179 192H180V191H179ZM201 192H202V191H201ZM205 192H206V191H205ZM207 192H208V191H207ZM212 192H213V191H212ZM212 192H211V193H212ZM215 192H216V191H215ZM217 192H218V191H217ZM217 192H216V193H217ZM59 193H60V192H59ZM63 193H64V192H63ZM67 193H69V192H67ZM95 193H96V194H95ZM106 193H107V192H106ZM120 193H121V192H120ZM129 193H130V194H129ZM144 193H145V192H144ZM148 193H149V192H148ZM162 193H163V189H162ZM170 193H171V192H170ZM213 193H214V192H213ZM216 193H215V194H216ZM245 193H248V192L245 191V192H240L239 194H236V193H235V194H233V195H229V196H228V198H230V199H229V202H231V201H233V200H238L237 198H240L239 195H241V196L244 195L243 197H241V198H242L241 202L238 203V202H239V201H238V202H237L238 204H237V203H236V204H237L238 207H240V206H244V207H245V204H246V203H250V202L252 201V200L250 201V198H251L252 195H253V196L258 195V193H257L256 191H255V193L253 192V189H252V193H253V194H245ZM261 193H262V192H261ZM3 194H4V193H3ZM5 194H6V193H5ZM20 194H21V193H20ZM145 194H146V193H145ZM145 194H144V195H145ZM168 194H169V193H168ZM197 194H200V191H199V193H196V191H195V193H193V195H195V196H197ZM202 194H203V193H202ZM220 194H221V193H220ZM49 195H50V193H49ZM111 195H112V196H111ZM118 195H119V194H118ZM141 195H142V194H140V196H141ZM144 195H143V197H145ZM148 195H150V194H148ZM153 195H154V194H153ZM171 195H172V194H171ZM171 195H170V196H171ZM176 195H177V194H176ZM209 195H211V194H209ZM213 195H214V194H213ZM222 195H223V193H222ZM260 195H261V194H260ZM20 196H21V195H20ZM22 196H21V197H22ZM47 196H48V195H47ZM137 196H138V195H137ZM150 196H151V195H150ZM165 196H166V195H165ZM190 196L192 197V195H190ZM190 196H189L188 198H190ZM195 196H193V197H195ZM203 196H204V195H203ZM206 196H207V195H206ZM238 196H239V197H238ZM253 196H252V197H253ZM262 196H263V195H262ZM0 197H1V196H0ZM116 197H117V196H116ZM126 197H127V196H126ZM167 197H168V196H167ZM179 197H180V196H179ZM179 197H177V198H179ZM186 197H187V196H186ZM222 197H223V196H222ZM224 197H225V195H224ZM249 197H250V198H249ZM258 197H259V196H258ZM7 198H6V199H7ZM48 198H49V197H48ZM149 198H150V197H149ZM151 198H152V197H151ZM158 198H159V197H158ZM163 198H164V197H163ZM163 198H162V199H163ZM226 198H227V196H226ZM243 198H244V199H243ZM43 199H45V198H43ZM117 199H116L114 202H116ZM133 199H132V200H133ZM138 199H139V198H138ZM138 199H137V201H138ZM140 199H141V198H140ZM154 199H155V196H154ZM160 199H161V198H160ZM174 199H175V198H174ZM174 199H173V200H174ZM181 199H182V198H181ZM191 199H193V198H191ZM262 199H263V197H262ZM157 200H159V199H157ZM163 200H164V199H163ZM183 200H184V199H183ZM187 200H188V199H186V200H184V201H187ZM189 200H190V199H189ZM253 200H254V199H253ZM123 201H124V200H123ZM126 201H127V200H126ZM5 202H6V201H5ZM120 202H119V204H120ZM129 202H131V201L129 200ZM177 202H179V199H178ZM177 202H174V201H172V200H170V201L168 200V201L164 204V205H166L165 209L168 208V209H167V212L164 214L166 217H163V218H160V217H159V219H156L154 222H152L153 219H152L151 221H149V219H151V218H149V219H141V222L139 221V222H140V223H139L138 221H136L137 218H138V217H136L135 219L133 218L132 221H128L126 224H125V223H124V224L122 223L124 226H126V225H128V224H129V225H135L134 227L131 226L132 228L128 230V231H131V230H134V229H135V232L132 233V234H128V236H125L124 238H127L128 240H130L131 242H133L134 245L137 246L138 248L141 247L140 249H142V247H143V248H146V249H148V250H150V249H154V251H155L156 249H158V251H159V250L162 249L163 247H166V244H168V243H170V242H172L173 240L176 239L174 235H173V236H174V237H173V236H171L170 234L167 235L166 233H158V231H162V232H163V230H172V229L179 230V234H178V238H177V239H178V240H181V237L184 236V235H182L183 233H182L180 230H181L182 228L185 227V226L183 227V224H184V221L186 220V217H187L186 215H187V214H190V215H191V214H193V212H191V211H188V212L185 211V212H186V215L183 216L182 221L180 220L181 222H178V221H179V220H178V221H176L178 224H177V223L174 224V220L181 219V217H179L178 214L181 213V212H184V211H183V210H184L183 206H181V205H180L179 203H177ZM256 202H257V201H256ZM256 202H255V203H256ZM258 202H259V200H258ZM7 203H9V202H7ZM46 203H47V202H45V204H46ZM66 203H68V205H69V203H71V202H66ZM134 203H135V202H134ZM157 203H158V202H157ZM162 203H163V202H162ZM183 203H184V202H183ZM253 203H254V202H252V205H253ZM260 203H261V202H260ZM260 203H259V205H260ZM41 204H42V202H41ZM52 204H53V203H52ZM55 204H53L54 207H55ZM104 204H105V203H104ZM104 204H103V205H104ZM107 204H108V203H107ZM117 204H118V203H117ZM122 204L124 205V204H126V203L123 202ZM122 204H121L120 207L123 206ZM160 204H161V203H160ZM160 204H159V205H160ZM230 204H231V203H230ZM232 204H233V203H232ZM234 204H235V203H234ZM236 204H235V205H236ZM6 205H7V204H6ZM26 205H27V204H26ZM34 205H35V204H34ZM42 205H43V204H42ZM70 205H71V204H70ZM113 205H114V203H113ZM113 205H112V206H113ZM129 205L131 206V204H129ZM129 205H127V207H128ZM138 205H139V204H138ZM138 205H137V206H138ZM150 205H151V204H150ZM150 205H149V206H150ZM154 205H155V204H154ZM157 205H158V204H157ZM157 205H156V206H157ZM183 205H184V204H183ZM189 205H190V203H189ZM220 205H221V204H220ZM254 205H255V204H254ZM261 205H262V204H261ZM263 205H264V204H263ZM20 206H21V205H20ZM35 206H36V205H35ZM51 206H52V205H51ZM59 206H60V205H59ZM66 206H67V205H66ZM76 206H77V205H75V207H76ZM92 206H93V205H92ZM92 206H91V207H92ZM97 206H98V204L96 205V207H97ZM99 206H101V205L99 204ZM109 206H110V204H109ZM109 206H108V207H109ZM114 206H115V205H114ZM125 206H126V205H125ZM132 206H133V205H132ZM134 206H135V205H134ZM139 206H140V205H139ZM161 206H162V205H161ZM206 206H207V205H206ZM221 206H222V205H221ZM228 206H229V205H228ZM233 206H234V205H233ZM247 206H248V204H247ZM9 207H11V206L9 205ZM37 207H38V206H37ZM40 207H41V206H40ZM45 207H46V206H45ZM61 207H62V206H61ZM73 207H74V206H73ZM84 207H85V206H84ZM84 207H83V209H84ZM87 207H88V206H87ZM91 207H90V208H91ZM93 207H94V206H93ZM96 207H95V208H96ZM101 207H102V206H101ZM110 207H111V206H110ZM117 207L120 208L119 206H117ZM135 207H136V206H135ZM210 207H211V206H210ZM212 207H213V206H212ZM224 207H225V206H224ZM260 207H261V206H260ZM6 208H7V207H6ZM13 208H14V207H13ZM20 208H27V207L24 206V207H20ZM30 208H31V207H30ZM43 208H44V207H43ZM58 208H60V207H58ZM90 208H89V209H90ZM125 208H126V207H125ZM132 208H133V207H132ZM136 208H138V207H136ZM140 208H141V207H140ZM193 208H194V207H193ZM201 208H202V207H201ZM214 208H215V207H214ZM216 208H217V207H216ZM225 208H226V207H225ZM229 208H230V206H229ZM232 208H233V207H232ZM234 208H235V207H234ZM256 208H259V206L257 207V206L255 205V209H256ZM18 209H19V208H18ZM35 209H36V207H35ZM39 209H40V208H39ZM46 209H47V207H46ZM62 209L65 210V208H62ZM62 209H60V210H62ZM66 209H67V207H66ZM79 209H80V208H79ZM79 209H78V210H79ZM91 209H92V208H91ZM91 209H90V210H91ZM109 209H110V208H109ZM123 209H124V208H123ZM126 209H128V208H126ZM133 209H134V208H133ZM185 209H186V208H185ZM195 209H196V208H195ZM253 209H254V208H253ZM10 210H11V209H10ZM16 210H17V209H16ZM22 210H23V209H22ZM26 210H27V209H26ZM29 210H31V209H29ZM48 210H50V209H48ZM52 210H53V208H52ZM70 210H73V211H74V210H76V209H75V208H74V209L71 208ZM95 210H97V208H96ZM104 210H105V208H104ZM113 210H114V209H113ZM172 210H175V211H176V214L172 213ZM187 210H188V209H187ZM190 210H191V209H190ZM206 210H208V207H207ZM224 210H225V209H224ZM232 210H233V209H232ZM234 210H235V209H234ZM247 210H248V209H247ZM247 210H244V212H243V213L241 212V213H242V214H247ZM0 211H1V209H0ZM6 211H7V210H6ZM19 211H20V209H19ZM66 211H67V210H66ZM106 211H107V209H106ZM109 211H110V210H109ZM111 211H112V210H111ZM175 211H173V212H175ZM227 211H228V210H227ZM230 211H231V210H230ZM245 211H246V212H245ZM9 212H10V211H9ZM24 212H25V211H24ZM28 212H29V211H28ZM50 212H51V211H50ZM75 212H76V211H75ZM79 212H80V210H79ZM79 212H77V213H79ZM88 212H89V211H88ZM213 212H214V211H209V213L201 212V214L199 215L198 212L195 213V211H194V214H193V215H195V216H197V217H198V216L201 217V215H206V216H204L205 219H206V217H210V216L213 214ZM0 213H1V212H0ZM26 213H27V211H26ZM57 213H58V211H57ZM69 213H70V212H69ZM80 213H81V212H80ZM86 213H87V211H86ZM86 213H85V211H84V214H86ZM120 213H122V212H120ZM160 213H162V212H160ZM225 213H226V212H225ZM9 214H10V213H9ZM183 214H184V213H183ZM183 214H182V215H183ZM216 214H217V213H216ZM222 214H224V213H222ZM239 214H240V213H239ZM257 214H258V213H257ZM10 215H11V214H10ZM80 215H81V214H80ZM112 215H113V214H112ZM126 215H127V214H126ZM137 215H138V214H137ZM234 215H235V214H234ZM237 215H238V214H237ZM254 215H256V214H254ZM160 216H161V215H160ZM180 216H181V215H180ZM219 216H220V215H219ZM148 217H149V216H148ZM156 218H158V217H156ZM212 218H213V217H212ZM187 219H189V218H187ZM197 219H200V218H197ZM197 219H196V221H197ZM201 219H204V218L202 217ZM216 219H219V220H218L219 224H221V225H222V224H223V225H226V226H224V227H220V228H224V230H226V231H233V230H235V232H236V231H237V228H240V226H244L245 228H248V227H251V226L257 225L258 221H259V222H260V221L263 222L262 219H264V212H263L262 214L258 215V217H255V216H253V215H252V217H249L248 215H245V216L243 217V219H244L243 222H242L243 224H241V225H238V224L235 225V223H236V222H235V221H236L235 216H230V217H227V218H225L224 216H222V217L220 216L219 218L217 217ZM241 219H242V218H241ZM122 220H123V219H122ZM129 220H130V219H129ZM171 220H173V223H171V224H166L168 221H171ZM189 220H190V219H189ZM193 220H194V219H193ZM214 220H215V219H214ZM126 221H127V220H126ZM191 221H192V220H191ZM191 221H189V222H191ZM199 221H200V220H199ZM204 221H205V220H204ZM210 221H211V219H209V222H210ZM212 221H213V220H212ZM215 221H216V220H215ZM241 221H242V220H241ZM238 222H239V221H238ZM262 222H260V223H261V226H262ZM100 224H101V223H100ZM165 224H166V225H165ZM82 225H83V224H82ZM96 225H98V224H96ZM80 226H81V225H80ZM88 226H89V225H88ZM190 226H191V225H190ZM29 227H30V226H29ZM91 227H92V226H91ZM98 227L101 228L100 225H98ZM217 227H219V226H217ZM6 228H7V227H6ZM17 228H18V227H17ZM255 228H256V227H255ZM257 228H258V227H257ZM8 229H9V228H8ZM73 229H74V228H73ZM80 229H82V230H80V231H76L77 233H70L71 229H69V228H65V227H64L63 229H60V230L57 229L58 231H61V232H57V233L54 232L55 234H54V233H53V235L48 234L46 237H45V235H43L44 238H43V236H42V238H38L37 240H40V239H41V240L43 239L44 241H45V240H46V241L49 240V243H47L48 246L50 245V246H54L55 248L64 249V250H65V249H69V250H70V247H71V246L69 245V244H71L70 241H73V240H74V241H75V242H74V245H75L74 249H77V250H80V251H83V252H84V251H87V252H88V251L90 250L91 253H92V251H93V248H92V247H94V246H96V245H97V246H101V244L104 245V243L107 242V240H108L107 232H106V233H105V232H101V233L99 232V233L101 234V239H102L103 236H105V237H104L105 239H104L103 241H100V242H99L98 239H94V235H92V234H95V232H97L96 229H95V230H91V228H89V227H87V226H82V227H80ZM88 229H89L90 231H88ZM127 229H128V228H127ZM250 229H251V228H250ZM250 229H249V230H250ZM12 230H13V229H12ZM69 230H70V231H69ZM245 230H246V229H245ZM247 230H248V229H247ZM13 231H14V230H13ZM13 231H9L8 233H7V232H6V233H3V232H2V233H0V236H2V237H4V238H9V237L11 236V233H12ZM16 231H17V229H16ZM16 231H14V232H16ZM67 231H69L70 234H66ZM98 231H100V230H98ZM105 231H106V230H105ZM114 231H115V230H114ZM119 231H120V230H119ZM146 231H147V232H146ZM182 231H183V230H182ZM184 231H185V230H184ZM250 231H251V230H250ZM250 231H249V232H250ZM252 231H253V229H252ZM72 232H73V231H72ZM116 232H118V230H117ZM126 232H127V231H126ZM143 232H146V233L144 234ZM175 232H176V231H175ZM186 232H188V235H187L188 238H186V239L183 238V239H185V240H190V239H192V238H195V240H196V239H199V238H200V236H198V235L196 236L197 233L194 235V234H192L190 231H186ZM214 232H216V231H214ZM214 232H213L212 234L210 233L211 235H209V236L206 234V235L208 236V238L205 237V236H206V235H205L206 232H205V233L203 232L204 235L202 234L201 237H202L203 240H205L206 243H210V242H211V245H212V242H215V241L217 242V241H219L220 238H222V236H221L222 233H221V234L219 233V236H217L218 233L216 234V233H214ZM237 232H238V231H237ZM242 232H243V231H242ZM48 233H49V232H48ZM108 233H110V232H108ZM119 233H120V232H119ZM124 233H125V232H124ZM207 233H208V232H207ZM226 233H227V232H226ZM232 233H234V232H232ZM12 234H14V233H12ZM34 234H35V233H34ZM100 234H99L98 236H100ZM125 234H126V233H125ZM176 234H177V233H176ZM186 234H187V233H186ZM186 234H185V236H186ZM198 234H199V233H198ZM238 234H239V233H238ZM122 235H123V234H122ZM235 235H236V234H235ZM235 235H234V237H235ZM241 235H242V234H241ZM25 236H27V235L24 234L23 237H25ZM34 236H35V235H34ZM109 236H110V235H109ZM112 236H113V235H112ZM165 236L167 237V239H165V238H166ZM224 236H225V235H224ZM224 236H223V237H224ZM228 236H229V235H228ZM29 237H30V236H28L27 238H29ZM38 237H40V236H38ZM69 237H70V240L68 239ZM117 237H118V236H117ZM176 237H177V236H176ZM209 237H210V238H209ZM225 237H227V236H225ZM234 237H233V238H234ZM238 237H239V235H238ZM238 237H237V239H238ZM243 237H245V236H243ZM13 238H14V237H13ZM21 238H22V237H21ZM21 238H20V240H21ZM95 238H96V237H95ZM97 238H98V237H97ZM247 238H250V237H248V235H247ZM252 238H253V237H252ZM11 239H12V238H11ZM11 239H10V241H11ZM22 239H23V238H22ZM30 239H31V238H30ZM30 239H29V240H30ZM222 239H223V238H222ZM244 239H245V238H244ZM257 239H258V238H257ZM2 240H3V239H2ZM2 240H1L0 243L3 242ZM7 240H9V239H6V241H7ZM15 240H16V239H15ZM17 240H18V239H17ZM32 240H33V237H32ZM32 240H31V241H32ZM35 240H36V239H35ZM37 240H36V241H37ZM41 240L38 241V242L40 243V245H43L44 242H42ZM111 240H112V239H111ZM114 240H115V239H114ZM114 240H113V241H114ZM122 240H123V239H122ZM125 240H126V239H125ZM128 240H127V241H128ZM164 240H167V241L164 242ZM192 240H194V239H192ZM200 240H201V239H200ZM220 240H221V239H220ZM223 240H224V239H223ZM227 240H228V239H227ZM229 240H231V239L229 238ZM242 240H243V239H242ZM248 240H249V239H248ZM255 240H256V239H255ZM10 241H9V242H10ZM12 241H13V239H12ZM24 241H25V240H24ZM36 241H35V242H36ZM119 241H120V240H119ZM134 241H135V242H134ZM197 241H198V240H197ZM239 241H240V238H239ZM244 241H245V240H244ZM244 241H243V242H244ZM250 241H251V239H250ZM7 242H8V241H7ZM98 242H99V244H97ZM111 242H112V241H110L109 243H111ZM176 242H177V244H178V241H176ZM187 242H188V241H187ZM195 242H196V241H195ZM223 242H224V241H223ZM233 242H234V241H233ZM241 242H242V241H241ZM253 242H254V241H253ZM4 243H5V241H4ZM10 243H11V242H10ZM16 243H17V242H16ZM121 243H122V242H121ZM125 243H126V241H125ZM142 243H144V244H142ZM198 243H199V242H198ZM217 243H218V242H217ZM237 243H239V242H237ZM237 243H236V244H237ZM247 243H248V242H247ZM247 243H246V244H247ZM263 243H264V242H263ZM11 244H12V243H11ZM14 244H15V243H14ZM14 244H13V245H14ZM18 244H19V243H18ZM122 244H123V243H122ZM171 244H172V243H171ZM174 244H175V242H174ZM179 244H180V243H179ZM186 244H187V243H186ZM186 244H185V245H186ZM189 244H191V243H189ZM193 244H194V243H193ZM195 244H196V243H195ZM213 244H214V243H213ZM231 244H232V243H231ZM233 244H235V243H233ZM240 244H241V243H240ZM240 244H239V245H240ZM251 244H252V243H251ZM6 245H7V244H6ZM9 245H10V244H9ZM26 245H27L28 248L33 249V248L29 247L30 244H29V245L26 244ZM34 245H35V244H34ZM38 245H39V244H38ZM72 245H73V243H72ZM74 245H73V246H74ZM106 245H107V244H106ZM112 245H114V244H112ZM202 245H203V244H202ZM202 245L199 246V248H198L199 250L202 249V248H208V246H209V245H208V246H204V245L202 246ZM216 245H217L216 247H218V246H219V243L216 244ZM239 245H238V246H239ZM249 245H250V244H249ZM256 245H257V244H256ZM30 246H33V244L30 245ZM132 246H133V245H132ZM135 246H134V247H135ZM169 246H171V245H169ZM173 246H174V245H173ZM173 246H172V247H173ZM175 246H176V245H175ZM183 246H184V245H183ZM187 246H189V245H187ZM226 246H227V245H226ZM228 246H229V245H228ZM231 246H232V245H231ZM236 246H237V245H236ZM25 247H26V246H25ZM33 247H34V246H33ZM37 247H38V246H37ZM41 247H42V246H41ZM44 247H45V246H44ZM109 247H110V246H109ZM109 247H108V248H109ZM134 247H133V248H134ZM200 247H201V248H200ZM3 248H4L5 250H11V249H12V248H10V247H3ZM15 248H16V247H15ZM19 248H20V247H19ZM22 248H23V247H22ZM124 248H125V247H124ZM133 248H132V249H133ZM166 248H168V246H167ZM209 248H211V246H210ZM226 248H227V247H226ZM226 248H224V249H226ZM239 248H240V247H239ZM250 248H252V247L250 246ZM255 248H259V247H256V246H255ZM35 249H36V247H35ZM38 249H39V248H38ZM44 249H45V248H44ZM47 249H48V248H46V250H47ZM97 249H99V248H97ZM97 249H96V251H97ZM110 249H111V248H110ZM128 249H131V248H128ZM164 249H165V248H164ZM168 249H169V248H168ZM170 249H171V248H170ZM172 249H173V248H172ZM185 249H186V248H185ZM185 249H184V250H185ZM191 249H192V248H191ZM198 249H197V250H198ZM262 249H263V248H262ZM14 250H16V251L18 250L19 252L21 251V249H14ZM125 250H126V249H124V252H125ZM175 250H176V249H175ZM175 250H174V251H175ZM195 250H196V249H195ZM205 250H206V249H205ZM214 250H215V249H214ZM255 250H256V249H255ZM258 250H259V249H258ZM12 251H13V249H12ZM23 251H25V250H23ZM30 251H31V250H30ZM70 251H73V249L70 250ZM100 251H101V250H100ZM100 251H99V252H100ZM131 251H132V250H131ZM134 251H135V250H134ZM146 251H147V250H146ZM151 251H152V250H151ZM180 251H181V250H180ZM182 251H183V250H182ZM190 251H191V250H190ZM190 251H189V252H190ZM251 251H252V250H251ZM5 252H6V251H5ZM25 252H26V251H25ZM34 252H35V251H34ZM48 252L51 253L50 250H49ZM65 252H67V251H65ZM65 252L62 253V255H65ZM76 252H77V251H76ZM83 252H81V253H83ZM94 252H95V250H94ZM102 252H103V251H102ZM106 252H107V251H106ZM141 252H142V251H141ZM144 252H145V250H144ZM144 252H143V253H144ZM164 252H165V251H164ZM166 252H167V249H166ZM166 252H165V256H166ZM178 252H179V251H178ZM193 252H194V251H193ZM214 252H215V251H214ZM222 252H224V251H222ZM259 252H260V251H259ZM0 253H1V252H0ZM50 253H49V254H50ZM55 253H56V252H55ZM77 253H80V252H77ZM84 253H85V252H84ZM96 253H97V252H96ZM100 253H101V252H100ZM127 253H128V254H131V252H130V253L127 252ZM135 253H136V252H135ZM151 253H152V252H151ZM153 253L155 254L156 252H153ZM153 253H152V254H153ZM159 253H160V252H159ZM167 253H169V252H167ZM180 253H181V252H180ZM190 253H192V252H190ZM208 253H209V252H208ZM252 253H253V252H252ZM261 253H262V251H261ZM2 254H4V253H2ZM10 254H11V253H10ZM13 254H14V253H13ZM13 254H12V255H13ZM36 254H37V253H36ZM46 254H47V253H46ZM49 254H48V255H49ZM51 254H53V252H52ZM59 254H60V253H59ZM67 254H68V252H67ZM74 254H75V253H74ZM86 254H87V253H86ZM86 254H85V255H86ZM94 254H95V253H94ZM102 254H104V253H102ZM109 254H111V253H108L107 256H108ZM139 254H140V253H139ZM154 254H153V255H154ZM256 254H257V253H256ZM6 255H7V253H6ZM12 255H11V256H12ZM71 255H72V254H71ZM80 255H81V254H80ZM80 255H79V256H80ZM97 255H98V254H97ZM105 255H106V254H105ZM120 255H121V254H120ZM125 255H127V254H125ZM131 255H133V254H131ZM131 255H130V256H131ZM149 255H150V254H149ZM158 255H159V254H158ZM158 255H156L157 258H158ZM161 255H163V252H162ZM216 255H217V254H216ZM254 255H255V253H254ZM261 255H262V254H261ZM0 256H1V254H0ZM29 256H30V255H29ZM31 256H32V255H31ZM53 256H54V254H53ZM81 256H82V255H81ZM83 256H84V255H83ZM90 256H91V255H90ZM95 256H96V254H95ZM107 256H106V257H107ZM123 256H124V254H123ZM139 256H140V255H139ZM159 256H160V255H159ZM165 256H164V257H165ZM199 256H200V255H199ZM205 256H206V255H205ZM208 256H209V255H208ZM218 256H219V255H218ZM256 256H257V255H256ZM3 257H4V256H3ZM14 257H15V256H14ZM16 257H17V255H16ZM18 257H19V256H18ZM20 257H21V259L23 258L22 256H20ZM20 257H19V258H20ZM32 257H33V256H32ZM32 257H31V258H32ZM66 257H67V256H66ZM71 257H72V256H71ZM85 257L87 258V255L84 256V258H85ZM92 257H93V256H92ZM102 257H103V256H102ZM104 257H105V256H104ZM112 257H113V256H112ZM124 257H125V256H124ZM124 257H123V259H124ZM151 257H152V255H151ZM160 257H161V256H160ZM200 257H201V256H200ZM200 257H197V258H200ZM210 257H211V259L213 258V260H214V256H213V255H212V256L210 255ZM215 257H216V256H215ZM221 257H222V256H221ZM1 258H2V257H1ZM6 258H7V257H6ZM6 258H5V259H6ZM28 258H29V257H28ZM33 258H34V257H33ZM63 258H64V257H63ZM67 258H68V257H67ZM69 258H70V257H69ZM72 258H73V257H72ZM72 258H70V259H71V262H73ZM88 258H89V257H88ZM114 258H115V256H114ZM116 258H117V257H116ZM152 258H153V257H152ZM197 258H196V259H197ZM203 258H204V257H203ZM207 258H208V257H207ZM218 258H219V257H218ZM223 258H224V257H223ZM3 259H4V258H3ZM9 259H11V258H10V255H9ZM15 259H16V258H15ZM24 259H25V256H24ZM53 259H54V258H53ZM58 259H59V258H58ZM61 259H62V258H61ZM81 259H82V257H81ZM89 259H91L89 262H85V261H83V259H82V261H80L79 264H94V261L92 260V258H89ZM102 259H103V258H102ZM120 259H121V258H120ZM120 259H119V260H120ZM129 259H130V257H129ZM129 259H128V260H129ZM153 259H154V258H153ZM161 259H162V258H161ZM215 259H216V258H215ZM224 259H225V258H224ZM226 259H227V258H226ZM6 260H7V259H6ZM6 260H5V263H6ZM11 260H12V259H11ZM13 260H14V258H13ZM13 260H12V261H13ZM17 260H18V258H17ZM28 260H32V259L29 258ZM56 260H57V259H56ZM56 260H54V262H55ZM64 260H65V259H64ZM64 260H63V261H64ZM66 260H67V259H66ZM76 260H77V258H76ZM78 260H79V259H78ZM86 260H87V259H86ZM97 260H98V259H97ZM99 260H100V259H99ZM108 260H109V259H108ZM113 260H114V259H113ZM131 260H132V259H131ZM208 260H210V259H208ZM216 260H217V259H216ZM222 260H223V259H222ZM2 261H4V260H2ZM9 261H10V260H9ZM102 261H103V260H102ZM102 261H101V262H102ZM162 261H163V259H162ZM188 261H189V259H188ZM188 261H187V262H188ZM202 261H203V259H202ZM204 261H205V260H204ZM211 261H212V260H211ZM0 262H1V261H0ZM14 262H16V261H14ZM20 262H23V260L20 261ZM20 262H19V263H20ZM27 262H28V261H27ZM27 262H26V263H27ZM54 262H53L52 264H54ZM56 262H57V261H56ZM58 262H60V261H58ZM67 262H69V259H68ZM71 262H70L69 264H72ZM101 262H100L99 264H101ZM111 262L113 263V261H111ZM114 262H115V261H114ZM126 262H127V261H126ZM150 262H152V261H150ZM206 262H207V261H205L204 263H206ZM216 262H217V261H215V263H216ZM221 262H222V261H221ZM8 263H11V262H8ZM24 263H25V262H24ZM61 263H62V261H61ZM64 263L66 264V262H64ZM95 263H96V262H95ZM103 263H104V262H103ZM106 263H107V261H106ZM112 263H111V264H112ZM123 263H124V261L121 260V261H119V263L116 262V263H114V264H123ZM130 263H131V262H130ZM0 264H2V263H0ZM17 264H18V263H17ZM27 264H28V263H27ZM55 264H56V263H55ZM58 264H59V263H58ZM62 264H63V263H62ZM107 264H108V263H107ZM127 264H128V263H127Z\"/></svg>",
    "mask_w": 264,
    "mask_h": 264
}]
</instances>
